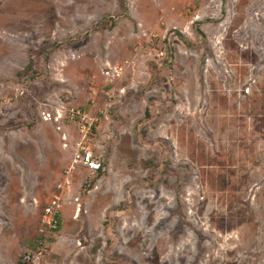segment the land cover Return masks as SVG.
<instances>
[{
  "label": "rangeland",
  "instance_id": "1",
  "mask_svg": "<svg viewBox=\"0 0 264 264\" xmlns=\"http://www.w3.org/2000/svg\"><path fill=\"white\" fill-rule=\"evenodd\" d=\"M53 195L42 264H264V0H0V264Z\"/></svg>",
  "mask_w": 264,
  "mask_h": 264
},
{
  "label": "built area",
  "instance_id": "2",
  "mask_svg": "<svg viewBox=\"0 0 264 264\" xmlns=\"http://www.w3.org/2000/svg\"><path fill=\"white\" fill-rule=\"evenodd\" d=\"M92 94L95 95L96 92L93 91ZM105 95L111 98L113 93L107 91ZM63 118L68 125L74 127L72 166L77 165L94 173L101 170L103 167L93 145L98 119L89 110L78 108L67 109ZM57 188L61 189L62 187L59 185ZM59 200L57 195H53L42 209L38 219L34 246L31 250L26 251L22 257L24 264H42L47 255V240L59 228L61 210Z\"/></svg>",
  "mask_w": 264,
  "mask_h": 264
},
{
  "label": "trees",
  "instance_id": "3",
  "mask_svg": "<svg viewBox=\"0 0 264 264\" xmlns=\"http://www.w3.org/2000/svg\"><path fill=\"white\" fill-rule=\"evenodd\" d=\"M99 171H100V170H99ZM97 172H98V171H97ZM20 264H24V263H23V261H21V263H20Z\"/></svg>",
  "mask_w": 264,
  "mask_h": 264
}]
</instances>
